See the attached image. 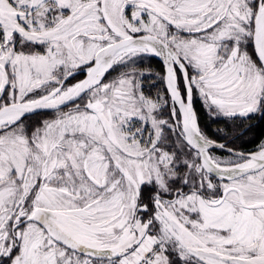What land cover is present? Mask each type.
I'll return each instance as SVG.
<instances>
[{"label": "snow or ice", "instance_id": "snow-or-ice-1", "mask_svg": "<svg viewBox=\"0 0 264 264\" xmlns=\"http://www.w3.org/2000/svg\"><path fill=\"white\" fill-rule=\"evenodd\" d=\"M0 264H264V0H0Z\"/></svg>", "mask_w": 264, "mask_h": 264}]
</instances>
